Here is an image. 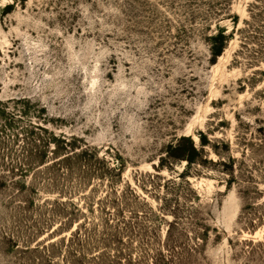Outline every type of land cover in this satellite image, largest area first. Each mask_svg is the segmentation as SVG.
Returning <instances> with one entry per match:
<instances>
[{
    "label": "rangeland",
    "instance_id": "1",
    "mask_svg": "<svg viewBox=\"0 0 264 264\" xmlns=\"http://www.w3.org/2000/svg\"><path fill=\"white\" fill-rule=\"evenodd\" d=\"M0 264H264V0H0Z\"/></svg>",
    "mask_w": 264,
    "mask_h": 264
},
{
    "label": "trees",
    "instance_id": "2",
    "mask_svg": "<svg viewBox=\"0 0 264 264\" xmlns=\"http://www.w3.org/2000/svg\"><path fill=\"white\" fill-rule=\"evenodd\" d=\"M220 36H223V34H220ZM223 45H221V46H217V47H214V52H213V54H214V56H218V55H220V53L222 52V50H223ZM65 139H67V138H65ZM70 141V140H69ZM69 141H67V142H69ZM194 148V150H196V148L195 147H193ZM188 160H191V159H189L188 158Z\"/></svg>",
    "mask_w": 264,
    "mask_h": 264
}]
</instances>
